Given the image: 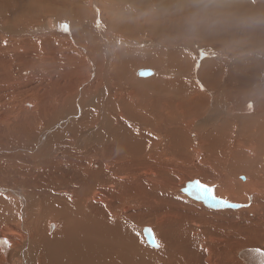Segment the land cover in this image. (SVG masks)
Masks as SVG:
<instances>
[{
  "label": "bare ground",
  "instance_id": "obj_1",
  "mask_svg": "<svg viewBox=\"0 0 264 264\" xmlns=\"http://www.w3.org/2000/svg\"><path fill=\"white\" fill-rule=\"evenodd\" d=\"M3 1L14 5L15 8L25 5L23 3L24 1L22 2L20 0ZM256 3L258 6H262L264 5V0H256ZM54 4L57 6L60 3L54 2ZM70 4L71 2L68 3L67 7H71ZM102 4H104V2H101V5ZM108 6L109 5H107V7ZM81 8L84 9V7ZM61 10V7L58 8L59 12L55 9H50L46 10L44 14H56L57 16V13H59V17L65 20L75 19L77 21H82L87 19L85 29L88 32L91 31V29H94L93 31L96 33L94 27V25H97L95 23L97 17L95 16L96 14L94 17L87 16L85 9L82 11L76 7L65 9V11ZM122 11L125 10L122 9ZM25 12L18 14L1 13L0 19L12 24L15 23V25L21 27L24 25L30 27L32 24H36L38 18L33 15L30 16ZM48 20L41 22V26L38 25L30 31L28 29L27 31H18L20 32V35L23 34L21 36L24 37L22 40L23 42L18 43L19 45H16L14 48L15 50L12 52L10 51L11 53L19 55H17V63L15 62L16 67H18L17 73L21 74L22 72L25 73V71H30L34 74L33 77H38L34 79L36 82L35 87H32L31 85L29 86L31 80L28 79L30 80L28 82L27 77H22L23 73L22 75L19 74L21 76L18 80L20 85L17 84L19 86H13L12 89L15 88V92L20 93V89L22 90L24 88L23 93L25 94L27 90H29L32 97L23 95L22 102L19 104H16L17 101L14 102L15 106H20V109L16 107L18 109L17 111H14L16 109L14 108V105V107H11L12 105L9 104L11 101H8V97L5 96L0 98L2 100H0V108L3 110V115H0V122L4 121L3 124L7 122L6 128L9 129L8 133L11 132V129L15 130L14 128L19 126L20 133L18 132L19 130L13 132H16V134L19 133L20 135L22 134L21 136L15 134L16 137L13 136L15 139L13 137H8V144L7 141L4 143L5 140L3 143L1 142V144L6 145L0 147V160L5 161L6 163H2L5 165H12V161L16 162L19 160L21 163L20 165H17L20 167L24 166L22 171L20 170L16 176H14L15 174H12L13 172L16 173L15 170L12 173L8 170L4 172L6 169L4 167L6 166L3 167L4 170H0V190L5 191V195L0 194V264H134L133 259L135 257H139L137 264H156L154 261L157 263L159 262L158 264H181L182 262L183 264H195V253L192 249L194 248V241L202 239L195 233L197 223H200L201 221L198 220V216L196 217L194 214L185 217L186 214L184 213L186 212L180 210L182 209V206L179 205V207L172 199L168 198V200H163V193L166 186H164L161 181L163 180L162 176L166 171H163L162 169L167 166L165 165L167 159L164 158L165 154L162 153L163 151L159 152L162 153L164 157H159L157 150V146L159 145V148H161L163 142L157 144V142H155L157 136L154 133L151 134L149 131L150 129H147L149 126V128L154 126L151 128L154 132V129L155 131H160V128L159 126L154 125L155 121L153 123L152 120L143 121L137 119V116L134 117L129 108L133 107L132 104L138 100L139 95L143 96L145 90L146 92L149 90H155L160 94L167 90V92L171 93L173 98L174 95H184V97L181 98L180 104L176 105L177 110H173V112H176L179 109L178 106H182L181 109L183 112H179L181 117L178 119L182 121V119L189 117L188 119H196L194 122H198L201 119L199 117H203V115L207 114L208 110H211L212 106L210 105L209 107V100L206 101V109L204 113L198 114L196 111H192V109L195 105H199L200 110H204V102L202 99L203 93L199 88L197 93L188 94V87L183 88L187 83H181L182 81H171L170 83V81H166L165 79L151 80L155 77H150L142 83L136 82L131 70H128L130 73L127 72V67L129 66V69H133L131 68L133 65L135 66L136 64H139L143 62V60L149 61L153 65L156 64L162 55L156 50L137 53V55H124L123 52H116L114 59H112L113 66H116L120 73H123L121 75L123 81L132 82L138 87L139 94L135 92L138 96L128 90H126L127 94H125V96L119 94L120 92L113 93L104 85H101L99 88L98 85H93L92 83L98 84L97 79L99 78H97V76H100L101 78V82L99 81L100 83L105 79V70L108 66L105 68L103 61L105 63L110 59L109 53L112 55L110 51L112 45L110 43L111 40L107 36L108 34L103 35L102 37L104 43L106 42L107 44L104 45V43L102 44L100 42L101 45L97 38L89 36V39L87 40L92 43L93 48L92 46L84 47L81 45L86 42L83 35L87 34V32L83 31L84 34L82 32H77V29L81 27V24L70 23V26L67 27L69 30L66 29V33H62V31L59 33L55 28H60L61 24L53 21L48 22ZM97 21H99L97 28L102 30L105 25L103 26L100 20ZM10 23L7 25L10 26ZM217 23L219 22L217 21ZM119 26L122 25L111 24L110 29L115 30ZM10 27H12V25ZM137 27H139V25ZM133 28L123 29L125 31L122 33L123 36L130 40L138 39L139 35L135 32H138L139 28ZM11 29L8 27L9 31ZM215 29L216 28H214V30ZM20 30H22V28H20ZM156 30V28L149 29V31L153 33H155ZM0 31H2V29H0ZM6 32L8 33V31ZM2 33L4 32L2 31L1 34ZM153 33H150L151 38L154 36ZM100 38L101 37H99V39ZM13 39L12 41H14ZM158 40L162 44L165 43L166 45H170V43H166V38H158ZM222 40L232 45L225 38ZM254 42H256V39ZM35 46L38 48V50H36L37 53L33 50ZM225 46H227V44H225ZM65 47L70 48V50L72 49V51L65 50ZM76 48L81 49L82 51L78 52L76 51ZM5 50L3 49V51ZM253 50L256 49L248 51V53L252 52V54H254L251 57L252 59L248 60V64H243L247 61L246 59L238 62L241 66L237 68L235 72L228 75L230 82H236L239 85L238 91H226L224 94H219L220 97H227L235 100L240 99L244 101L236 102V106L225 105L220 108L214 106V112L211 113L210 117L216 119L215 123H217V125H214L212 131L208 133L207 140H201V130L205 132L202 127L200 130L195 129V131L193 128L189 129V132H191V135L194 138L195 144H192V147L190 146V148H192V157L188 158L189 160L187 163L190 168H196L195 164H199L200 166L204 164L207 169L206 172H209L211 175L207 173L209 176L206 174L198 180L186 181L182 186V189L185 188L187 183L197 181L202 186L210 188L216 199L224 200L229 204L240 207L239 209H217L221 211H238L252 206L250 207L251 212L253 213L254 211L255 213H258V218L261 222L260 227L264 228V84L261 82H253L251 79L247 78L252 72L264 67V61H259L264 59V52L262 54L263 58L258 52V57H256V53ZM105 51L109 56L104 55ZM59 52H62L61 57H59L62 60L60 61V64H63L65 61V65L58 64V56L56 54ZM37 56L40 58L42 57V59H38ZM3 58L8 59L6 57ZM3 58L0 57V70L3 69L1 65L3 67H8L10 63ZM200 58L197 56L196 61L194 63L191 61V63L188 58L179 55V53L171 55V61L174 64L182 65L180 72L189 70L191 67L193 72L196 70L194 73L196 74L197 81L199 79L200 81L205 82V86L211 89H215L218 86L220 87L224 77L223 75L235 66L234 63H232L230 64V68L228 67L227 62H216L212 61L210 58L201 61ZM209 60L212 62H209ZM101 61L102 67L99 69L97 63H101ZM79 63L84 67L89 66V69L94 75V80L89 81L82 76L81 78L78 77ZM92 67H94V69H92ZM45 69H49V73H52L49 76L47 75V77H42V75H45V71H47ZM144 70H150L152 75H156V71L151 69H139L136 72V75L138 76V72ZM34 71H40L38 76ZM42 71L44 73L40 74ZM1 73L3 74V72ZM186 73L188 72H184L183 74ZM110 74L114 73L110 72ZM168 74L172 75L173 73H169L168 71ZM6 78L8 79V77ZM73 78L75 80L74 83L68 80ZM76 80H80L81 83H77ZM12 81H15V79ZM104 84L106 83L104 82ZM191 84H193V88L196 86L195 83ZM9 90L7 88V92H5L9 93ZM48 90H50V92L46 97ZM81 90H83V100H80L79 104H75V108L72 107V109H69V106H62L64 104L63 98L67 94L73 96L72 99L69 97H67V99L75 102L77 101L76 98ZM214 92L215 91L211 90L210 93L212 101ZM170 93H168L169 96ZM255 97L262 101H248ZM173 98H171L170 101H172ZM218 100L219 99H217V101ZM137 103L139 104V101ZM171 103H169V105H171ZM108 104L114 109H125L126 112H124L129 117L128 119L131 120L132 124H129L130 122L127 124L123 121L119 125H116L115 121L117 118L124 119V116L122 117L118 113H116L118 114L117 116H115V114L111 119H108L107 115L101 125L98 124L99 121L95 119L97 117L99 118V115L103 113L101 109H103L104 105L107 107ZM172 104V106H174V103ZM238 105H240L239 109ZM57 106L59 108H66L62 109L63 111L60 109L62 113H60L59 116H61V114L65 116L62 121L64 120L67 122L68 118L71 116H75L74 118H76H73L74 120L72 119L73 121L70 122L67 127H61L62 129L59 130H57L59 120L57 121L54 117L52 118V114L50 115V119L47 117L49 109ZM140 107L141 106L136 108ZM173 109H175V107ZM158 110L161 112V109ZM138 111L140 112V110ZM167 111H169V109ZM186 112H188V114ZM51 113H53V111ZM76 113L78 114L76 115ZM105 113L107 112L105 111ZM119 113H121V111H119ZM164 114L168 119L171 116V112H166ZM194 114L198 115L193 117L192 115ZM222 115L225 117L223 120L221 119ZM15 118L16 123H13L12 119ZM239 118L241 120L239 123V134L241 135L248 131L246 139L230 133V131L234 129V123H236L237 127L239 126ZM168 124L172 126L171 122H168ZM111 125L115 129H112V133L108 134L107 126L111 128ZM180 125L176 126L177 128H180L179 130L176 128L173 130V126L170 128L173 131L168 129L170 130L169 134H174L171 135V140L173 141H169L170 144L173 143L174 146V148L171 147L172 151L184 148L185 134L184 130L181 128H184L185 126L187 128V125L184 124L185 126L183 127ZM70 130L73 132V135L71 134L72 136L68 134L70 133ZM0 131L4 132L2 130ZM87 131L91 132V134ZM62 132L64 135H59V133ZM0 134L2 135L4 133ZM47 134H49V136ZM166 135L168 137L167 132ZM166 135L163 133V136L165 137L162 138L167 140L168 138H166ZM61 136L63 137L62 139L60 138ZM211 138L215 139L217 144L216 149H212ZM16 141H19L18 144L15 143ZM158 143H160V141ZM164 146H166V143ZM164 149L166 148H163V150ZM185 153L184 148V152L182 151L180 156L185 158ZM170 154L172 155V153ZM188 154L190 153L188 152ZM205 156L208 158L207 163L209 165L202 161ZM159 158H161V160ZM202 162L203 164H201ZM1 168L2 167H0V169ZM9 168L13 167L10 166ZM51 169L56 170L54 173H58L59 175L56 177V174H53L50 179H47L44 175ZM60 169H65L66 172L63 173L64 171H61ZM198 169L200 170V168ZM201 169L204 170L203 168ZM59 170L61 172H59ZM233 170H237L238 172L235 175L236 182L234 184L240 186H233L235 189L229 187V184L233 183L230 179V173ZM11 174L12 176H10ZM37 175L39 181H44V185L40 187V183L38 182V189H34L33 185L38 181ZM7 176L14 179V181H18V178L22 180L26 188L29 190V197L35 201L36 207L34 206L32 209L28 208L27 198L25 199L23 195L25 192L22 191V194H19L20 196L18 195L19 201H17L16 204L7 200V196L11 197L12 194H14V187L20 186L17 183L15 184L14 181L12 182L9 180ZM45 178L47 180H45ZM213 183L218 184L219 188L217 190L210 186ZM159 184L163 185L164 188L158 189ZM182 189L179 191L181 192ZM239 196H241V198H237ZM223 197H226L227 199ZM242 201L245 202L242 203ZM38 204L40 206L39 208ZM199 205L202 206L203 204L199 202ZM249 213H247V218L250 217V221L253 222L251 219L254 218V216L252 217V214ZM254 219L258 220L257 217ZM127 221H129V224L133 225V227L128 228ZM251 222H249V224H251ZM254 226L258 227V224H254ZM192 227L193 229H191ZM138 230L147 244L143 248L144 251L142 250L147 254L146 256L143 255L138 247L139 241L137 240L140 237V234L138 237L136 236ZM149 230H151L155 240L159 242V248H157L154 241L149 238ZM260 232H262L261 235L260 233L257 234L263 236V231ZM206 233L207 232L205 231L204 234ZM250 234L251 233L248 235ZM249 238H251V236ZM248 249L252 248H246V250ZM162 251H166L168 256L160 254ZM211 255L216 257L215 252ZM211 255L204 260V263L219 264L218 259L213 260L214 262L209 260Z\"/></svg>",
  "mask_w": 264,
  "mask_h": 264
},
{
  "label": "rangeland",
  "instance_id": "obj_2",
  "mask_svg": "<svg viewBox=\"0 0 264 264\" xmlns=\"http://www.w3.org/2000/svg\"><path fill=\"white\" fill-rule=\"evenodd\" d=\"M20 1H22V2L24 1L23 3L25 5L15 8L14 5H12L10 3H6V1L4 2L3 0H0V8H1L0 14L1 13L2 14L3 13H8V14L16 13V14H18V13H22V12L24 13L26 11L25 13H28L30 16L33 15L36 18H38L37 23L32 24V26H30V27L26 26V25L21 27V26L15 25V23L12 24L8 21L0 19V23H1L0 29H2V31L4 32L1 34L2 31H0V57L1 58L6 57L8 59H5V58H3V59L8 60V63L10 62L8 67L7 66L3 67L1 65V67L3 69L0 70V81H1L0 82V89H1L0 90V98L5 97V96L8 97V101L10 100L11 102L10 101H9L10 103L8 101L7 102L12 105L11 107L15 106L14 102H16V101H17L16 104H19L20 102H22L21 100L23 98V95L32 97L29 90H27V92H26L27 95H26V93L25 94L23 93L24 88L22 90L20 89V91H21V92L19 91L20 93L15 92V90H16L15 88L12 89L13 86L17 87L20 85L19 84L20 82L18 81L19 78L21 77L20 75H22V73H23L22 77H27V80L30 79L31 81L28 80V82L30 81L29 86L31 85L32 87H35V85H36V82L34 79L38 78V77H33L34 74L30 71H25V73L22 72L21 74L17 73L18 67H16L15 62L17 63V59H18L17 55L18 54H14L11 52L13 50H15L14 48L16 47V45H19L18 43L23 42L22 40L24 39V37H21L23 34L22 35L19 34L21 31H27V29L30 31L31 29L37 27L38 25L41 26V22L48 20V19H49L48 22L53 21L55 23L58 22L59 24H61L60 28L59 27L55 28L56 31L59 33H61V31H62V33L63 32L66 33V29H67V27L70 26V23L81 24V27L79 29H77V32H79V33L82 32L83 34H84L83 31L87 32V34L83 35L86 42H85V44L82 43L81 46H84V47L85 46L86 47L92 46V48H93L92 43H90V41L87 40V39H89V36H92L93 38H97L99 43L101 42L103 44L104 41H103L102 37H103V35L108 34L107 36L111 40L110 43L112 45V49H110L112 55L109 53L110 59L107 60L105 63L103 61L104 67L106 68L108 66L105 70V72H106V75L104 76L105 79H103L102 80L103 82L100 83L101 78H100V76H97V78H99V79H97L98 84H94V83H92V84L98 85L99 88L101 85H104L107 89H109L113 93H119L120 92L119 94L125 96V94H127L126 90H128L129 92H133V93L136 92L137 94H139L138 87L135 84H133L132 82H129V81L125 82V80L123 81V78L121 76L123 73H120L119 69L116 66H113V64H112L113 60L112 59H114V55L116 52H123L124 55L125 54H127V55H130V54L135 55L136 54L137 55V53H141V52L143 53L145 51H154V50L159 51L162 55L156 64L153 65L151 62L143 60V62L136 64L135 66L133 65L131 67L133 69H129V66H128L127 72H129L131 70V73H133L132 75H133V78L135 79V81L140 82V83H142L145 80H148V78H150V77H155L151 80L165 79L166 81H170V83H171V81L172 82H181L182 81L181 83L186 82L187 84L184 83L185 85L183 86V88L188 87V89H189L188 94L197 93L198 88L200 90L203 89L201 91L203 93L202 99L204 102V110L201 111L199 105H195L194 108L192 109V111H196L198 114L204 113V111L206 109V101L207 100H209V107H210V105L212 106L211 110L214 109V106H218L220 108V107L225 106V105H231V106L233 105L234 106L236 102H243L244 100H240V99L235 100V99H230L227 97H220L219 94H224L226 91H238L239 85L236 82H230L228 79V75L232 72H235L237 70V68H239L241 66L238 64V62L246 59L247 61H245V63H243V64H248V62H249L248 60L249 59L251 60L252 59L251 57L254 55V54H252V52L248 53L249 50L256 49V50H253L256 53V55H255L256 57H258V53L262 58L264 56V54H263V52H264V5L258 6L256 3V0H212V2L219 5V7L211 8L207 11V13H205L201 8L202 3L206 2V0H98V1L97 0H76V2H75V0H72V1L71 0H67V1H65V0H61V1L60 0H56V1L55 0H40V1L39 0H30V1L29 0H27V1L26 0H20ZM3 2H4V4H3ZM26 2H28V3H26ZM54 2L60 3L59 5H57L58 7L54 4ZM65 2H66V4H65ZM70 2H71V4H70L71 7H76L77 9H80L82 11L85 9L87 16L94 17V15L96 14L95 16H97V17H96L95 23L97 25H94V27L96 29V33L93 31L94 29L93 30L91 29V31H89V32L85 29V27L87 25V19L82 20L83 21V23H82L81 20L77 21L75 19L74 20L61 19L59 17V13H57V16H56V14L55 15L46 14V13L44 14V12L46 10H50V9H55V10H57V12H59L58 11L59 7L62 8L61 11H63V10L65 11V9L71 8V7H67L68 3H70ZM85 2L88 4H86ZM96 2H97V4H96ZM101 2H104V4L101 5ZM74 3H76V4H74ZM106 3H109V4H106ZM110 3H111V5H110ZM107 5H109V6L107 7ZM20 7H23V8H20ZM81 7H84V9ZM86 8H89L90 10L86 9ZM121 8L125 11H122ZM124 8H126V9H124ZM119 9H121V10H119ZM9 11H11L12 13ZM98 17H99V19H98ZM97 20H100V22L102 23L103 26L105 25L108 27L104 26L102 30L98 29L97 27L99 25V21H97ZM216 20L219 23H217ZM194 21H199V22L194 23ZM9 23H10V26L12 25V27L8 26ZM109 24L110 25L111 24H113V25L117 24V25H122V26H119L115 30H111ZM217 24H218V26H217ZM138 25H139V27H137ZM124 26H126V27H124ZM8 27H9V29L12 28L13 30L11 29L9 31ZM20 28H22V30H20ZM125 28H128V29H132V28L138 29L139 28L138 29L139 31L135 32V33H137V35H139L138 39L130 40V39L125 38L122 34L123 32H125L123 30ZM154 28L157 29L155 31L156 34L149 31V29H154ZM214 28H216V29L214 30ZM14 29H15V31H14ZM67 30H69V29H67ZM6 31H8V33ZM18 31H20V32H18ZM148 31H149V33H148ZM150 33L154 34V36L152 38L150 37ZM98 35H100V36H98ZM99 37H101V38L99 39ZM17 38L20 40H18ZM158 38H166L167 39L166 43L167 44L170 43L171 46L166 45L165 43L162 44L158 40ZM168 38L170 41L168 40ZM223 38H225L232 45L228 44L227 42H224L222 40ZM12 39L14 41H12ZM205 39H206V41H205ZM255 39H256V42H254ZM88 44H90V45H88ZM105 44H107V43L105 42L104 45ZM225 44H227V46H225ZM129 47H131V48H129ZM2 48L4 50L6 49L7 52H6V50L3 51ZM9 48H10V50H9ZM127 49H128V51H127ZM33 50L35 52L36 50H38V48L35 46V48H33ZM65 50L72 51V49L70 50V48H68V47H65ZM129 50H131V51H129ZM76 51L81 52L82 50L77 49ZM106 51H105L104 55L109 56L108 54H106L107 53ZM124 51H126L127 53ZM56 52H58V51H56ZM35 53H37V51ZM61 53L62 52H59L58 54H56L58 56L57 61L59 62L58 63L59 65H65L66 64L65 61L63 64H60V61H62L59 58V57H61ZM174 53H179V55H181L185 58H188L189 61L190 62L192 61L193 63L196 61V57L198 56L199 58L201 57L200 58L201 61L204 59L207 60L210 58L212 61H216V62L217 61H223L222 63L227 62V65L230 68H231L230 64H232V63H234L235 66L223 75L224 77L222 79V83H221L220 87L218 86L215 89H211V88H208L205 86V82L200 81L199 79L197 81L196 74L194 73V72H196V70L193 72L191 67L189 70L184 71V72H188L186 74H183L184 72H180L182 65L181 64H174L171 61V55ZM10 54H12L13 56ZM262 54H263V56H262ZM37 58L42 59V57L40 58L39 56H37ZM3 59H1V60H3ZM9 59L13 60V61L15 60V61L13 62V61H10ZM211 60H209V62H212ZM259 61H264V59H261ZM101 64H102V61H101V63H97V66L99 69H101L100 67H102ZM105 64H107V65H105ZM79 65L80 66H79L78 77L81 78V76H82L84 79H86V80L88 79L89 81L94 80L93 79L94 75L92 74L91 70L89 69V66L84 67V66H81L80 63H79ZM92 69H94V67H92ZM139 69H151L153 71H156V75H151V76H148L146 78L138 77L136 75V72ZM5 70L7 71V73ZM45 70H47V71H45ZM45 70L44 71L46 73H44L43 71H42V73H40V74H43V73L45 74V75H42V77H47V75L48 76L51 75L52 72L49 73V71H50L49 69H45ZM167 70L169 71V73H173V74L169 75ZM1 72H3V74ZM34 72L38 76L40 71H34ZM110 72L114 73V74H110ZM36 74H35V76H36ZM6 77H8V79ZM11 77H13V78H11ZM247 78L251 79L253 82H257V83L261 82L264 84V67L260 68L257 71L252 72V74L250 76H247ZM13 79H15V81H12ZM7 80H8V82H7ZM68 80H70L72 83H74V81H75L74 78L68 79ZM119 80H120V82H119ZM10 81H12V82H10ZM104 82L106 84H104ZM127 82L129 85L127 84ZM77 83H81V81L78 80ZM130 83H132V84H130ZM191 83H195L196 86L193 88V84H191ZM17 84H19V85H17ZM4 86H6V87H4ZM10 87L12 90L10 89ZM7 88H8V90L10 89L8 91L10 94L6 93ZM113 88H115V89H113ZM83 90H84V88H83ZM83 90H81L79 92V94H78L79 98L77 96V98H76L77 101H75V102L74 101L72 102V100L67 99V97L72 99L73 98L72 95L67 94L65 97L63 95L64 104L62 106H66V107L69 106V109L70 108L72 109V107L75 108V104H79V101L83 100V94H82ZM211 90L215 91L213 93L214 94L213 101H212V98L210 96ZM47 92L48 93L46 94V97L49 95L50 90H48ZM217 92H219V93H217ZM168 93H170V92H167V90H165L164 93H162L163 95L160 94L159 92L155 91V90H149L148 92H146V90H145V93H143V96L139 95L138 100L135 103L132 104V102L130 101V103L133 105V107L129 108V110L132 111L131 112L132 115L134 117L137 116V119H140L143 121H151L152 120L153 123L155 121L154 125H157L160 128V131H155V129H154V132L151 130V128H153L154 126L151 128H149L150 127L149 126L147 129H150L149 131L151 132V134L154 133L157 136L156 137L157 140L155 141V142H157V144H161L163 142L161 144L162 147L160 146L162 149L159 148V145L157 146L158 154H159V157L163 156L162 153L165 154L164 155L165 157L164 156L163 157L168 160V161L166 160V164H165V165H167V166H165V168L168 170H166L165 168L162 169L163 171H166L163 174V176H162L163 180L161 181L163 183V185L166 186V189H165L166 192L164 191V193H163V197H164L163 200H166V199L168 200V198L172 199L175 202V204H178V206L179 205L182 206L181 207L182 209H180V210L181 211L183 210L184 212H186V213H184V214H186L185 217H187V216L189 217V215L191 216L192 214H194L196 217L198 216L197 217V218H199L198 220L201 221L200 223H197L195 233L199 237H201L202 239L195 240L194 241V248L192 249L195 253V258H196V259H194L195 264H205L204 260H206V258L209 255H211L213 252H215L216 257L214 255H211L209 257V260L212 262H214L213 260L218 259L219 264H244L238 258L239 252L246 250V248L257 249V250H261L264 252V230H263L264 228L260 227L261 222H260V219L258 218V213H255L254 211H253V213L251 212L250 207H252V206H250L248 208H244L242 210H238V211H221V210H217V209H210V208H206L204 205H202V206L199 205V202L188 198L185 194H183L182 192L179 191L180 189H182V186L186 183V181L188 182V181H192V180H198V179H200V177L205 176L207 173L209 175H211L209 172H206L207 169H206L205 165L203 164V162L201 163V164H203L202 166H200L199 164H195L196 168L195 167L190 168V166L188 165L187 162L189 160L188 158L192 157V153H191L192 148H190V146L192 144H195L194 138L192 137L191 132H189V129L193 128V130L195 131V129L200 130L202 127L205 130V132L201 130V135H200V137L202 138L201 140L202 141L207 140L208 133L210 131H212L214 125H217V123H215L216 119L210 117L211 113H213L214 110L213 111L208 110L206 115H203V117H199L201 119L198 122H194L196 119H188L189 117L182 119V121H181L178 118L181 117V115H179L180 114L179 112H183V110L181 109L182 106L179 105L180 107L178 106V108L180 110L178 109V111H176V112L175 111L173 112V110H177L176 105L180 104L181 98L184 97V95H174V98H173L171 93H170V96ZM11 97H12V99H11ZM171 98H173L172 101H170ZM217 99H219V100L217 101ZM133 101H134V99H133ZM138 101H139V104L137 103ZM248 101L260 102L262 100L255 97L254 99L248 100ZM171 102L174 103V106H172L173 104ZM12 103H14V104H12ZM169 103H171V105H169ZM135 104H136V106H135ZM108 105H107V107H105V105H104L103 109H101V111L103 113L99 115V118L97 117L95 119V120L99 121L98 124L101 125V123L104 121V118L107 115H108V119H111V117L114 116L116 113L120 114L122 117L124 116L123 117L124 119H122V118L118 119L117 118L118 121L116 119V121H115L116 125H119L123 121L126 122L127 124L129 122H130L129 124H132L131 120L128 119L129 117L125 113L126 112L125 109H122V108L121 109H114L110 105L108 107ZM132 105H128V106H132ZM139 106H141L140 107L141 109L136 108ZM164 106L167 110L169 109V111H167L164 108ZM239 106L240 105H238V109L240 108ZM16 107L18 109H20L19 105H16L14 108H16ZM174 107H175V109H173ZM17 108L14 111H17L18 110ZM54 109H55V111H54ZM60 109L62 110V109H66V108H63V107L59 108L58 106L53 107V108L51 107L49 109L48 115H47V117H49V119L52 116V118L54 117V119H57V121L59 120V126H58L57 130L62 129L61 127H64V126L67 127L70 122H72L74 119H76V118H74L75 116L74 117L71 116L70 118H68L67 122L64 120L62 121V119L65 116L63 114H61V116H59V114L62 113L60 111ZM84 109H85V106H84ZM158 109H161L160 110L161 112H159ZM0 110H1L0 115H3V113H2L3 110L1 108H0ZM138 110H140V112ZM52 111L54 114L51 113ZM66 111H68V110H66ZM105 111L107 113H105ZM119 111H121V113H119ZM157 111H158V113H157ZM56 112H58V113H56ZM166 112H171V116L169 117V119L166 118V115L164 114ZM78 113H79V111H78ZM78 113H76V115ZM156 113H157V115H156ZM186 113L188 114V112H186ZM118 114H116L115 116H117ZM198 114H194L192 116L195 117V115L197 116ZM53 115H55V116H53ZM125 115H126V117H125ZM57 116H59L60 118ZM143 117L146 118L147 120L144 119ZM196 118H198V117H196ZM224 118H225L224 115H222L221 119L223 120ZM12 120H13V123H16V118L12 119ZM173 121H174V123H173ZM168 122H171V124L173 123L172 124L173 128H172V126H170L168 124ZM240 122H241V120L239 118L238 119V125ZM3 123H4V121L0 122V130H2L4 132L0 131V133H4L5 136H4V134H2L3 136L0 134V147L2 145L3 146L6 145V144H1V142L3 143V141L5 140L4 143H6V141H7V144H8V137L15 136L16 132H13V131L19 130L18 132L20 133L19 126L16 127L17 129L14 128L15 130L11 129V132L8 133L9 129L6 128L7 122L5 124H3ZM165 124L167 126V129H166ZM184 124L187 125V128ZM178 125H180L181 127L185 126L184 128H181V129L184 130V134H185L184 148H185V152L187 153V154L185 153V158L187 160L184 157L180 156L182 151L184 152V148L181 150H179V149H175L173 151L171 150L172 148H174V146H173V143L170 144L169 141H171V142L173 141V140H171L172 139L171 135H174V134H169V131L172 129L174 130L175 128L177 130H179L180 128L176 127ZM235 126H236V123H234V129L232 131L229 130L230 133L234 134L235 136H241L244 139H246L248 136V131H246L240 135L239 134L240 125L238 127L237 126L235 127ZM107 127H108L107 128L108 134H111L112 129H115V128H113L112 125H111V128H109V126H107ZM114 127H115V125H114ZM163 128H165V129H163ZM170 128H172V129H170ZM168 129H170V130H168ZM185 129L188 131H186ZM162 131H163L164 135H166V132L168 133V137L166 135V138H168L167 140L162 138V137H165V136H163ZM87 132H89V131H87ZM19 133H17L16 135L21 136L22 134L20 135ZM72 133L73 132H71V130H70V133H68V134H70V136H72L73 135ZM89 134H91V132H89ZM47 135L49 136V134H47ZM59 135L63 136L64 134L62 132V133H59ZM62 136L60 137L61 139L63 138ZM187 136H189L191 138H189ZM158 139H160V140H158ZM188 139L189 140L191 139V140L189 141ZM159 141H160V143H158ZM210 141L212 142V149H216L217 144L215 142V139L211 138ZM18 142L16 141L15 143L18 144ZM165 143H166V146H164ZM167 144H169V145H167ZM170 145H172V146H170ZM163 148H166V149H164L165 151L163 150ZM159 151H161V152L163 151V152L160 153ZM188 152L190 154H188ZM170 153H172V155ZM159 159L161 160V158H159ZM1 161L2 160H0V167H2V168L0 170H4L3 167L6 166V167H4V168H6L4 170V172L6 170H8V171H10V173H12L15 170L16 173H14V172L12 173L13 175L15 174L14 176H16L20 172V170L22 171V168H24V166H21V167L19 166L21 163L19 160L16 162L12 161L11 163L13 166L11 164H6V165L2 164V163H6V162L5 161L1 162ZM202 161H204L207 165H209L207 163L208 158H206V156H205L204 160H202ZM200 162H201V160H200ZM17 164H19V165H17ZM10 166L13 168H9ZM198 168H200V170ZM201 168H203L204 170H202ZM60 170H59V172H61V171H64L63 173L66 172L65 169H63L61 171ZM50 171H48V173H46L44 175L47 179H50L51 175L53 176V174L54 175L56 174L55 175L56 177H57V175H59L58 173H54V171L56 172V170H54V169H51ZM70 171H71V169H70ZM70 171L68 170L69 173H70ZM237 173H238L237 170H233L230 173V175H231L230 179L232 180L233 183L229 184V187H232V188L240 187L239 185L234 184L236 182L235 175ZM12 174L10 176H12ZM34 175H36V174H34ZM7 178H9V176H7ZM46 178H45V180H47ZM9 180H11L12 182L14 181V179H12V178H9ZM37 180H38V175H37ZM38 182L40 183V187L42 185H44V181L38 180L35 183V185H33L34 189H38V187H37V184H39ZM14 183L15 184L17 183L20 186L14 187L13 193L15 195L12 194L11 197L7 196V200H10L16 204L17 201H19L18 197L20 196L19 194H22L21 193V191H22V192H25L23 195H24L25 199L27 198L26 200H27L28 208L32 209L34 206L36 207L35 201L31 197H29V192H28L29 190L26 188V186L22 182V180L20 178H18V181L15 180ZM163 185L159 184L158 189H163L164 188ZM210 186L213 187L215 190H217L219 188L218 184H216V183H213ZM4 192L5 191L2 190L0 192V194L5 195ZM223 198H226V197H223ZM237 198H241V196H239ZM30 200H32L33 203ZM239 202H241V201H239ZM244 202L245 201H242V203H244ZM39 207L40 206L38 204V208ZM199 207L202 209H200ZM247 213L252 214V217L254 216V218L257 217V219L259 221L252 218L251 220L253 222H251L249 219L250 217L247 218ZM249 222H251V224H249ZM127 223H128V225H127L128 228L133 227V225L129 224V221H127ZM254 224H256V225L258 224V227L257 226L255 227ZM152 228H153V225H152ZM191 229H193V227ZM255 229H257V230H255ZM139 230H138L136 236L138 237L140 234V237H139V239L137 237H135V238H137L138 239L137 241H139L138 243L140 246L138 245V247L140 248V251L143 253V255L146 256L147 254L145 252H143L144 251L143 248L147 244H146V242H145V240H144V238H143V236ZM205 231L207 232L206 234H204ZM260 231H263V236H259V234H257V233H260V235H261L262 232H260ZM249 233H251L252 235L251 234L248 235ZM254 234L255 235L257 234L256 237ZM250 236H251V238H249ZM160 254H162L163 256H168L166 251H164V252L162 251V252H160ZM138 259H139V257H135L133 259L134 264H137ZM154 262L156 264L159 263V262L157 263L156 261H154ZM124 264H128V263H124ZM181 264H183V262ZM216 264H218V263H216Z\"/></svg>",
  "mask_w": 264,
  "mask_h": 264
},
{
  "label": "water",
  "instance_id": "obj_3",
  "mask_svg": "<svg viewBox=\"0 0 264 264\" xmlns=\"http://www.w3.org/2000/svg\"><path fill=\"white\" fill-rule=\"evenodd\" d=\"M149 70L139 71L138 77L146 78L151 76ZM199 185V186H198ZM188 198L201 202L205 207L210 209H239L240 207L233 204H225L224 200L216 199L210 188L204 187L197 181L187 183L181 191ZM238 258L244 264H264V253L257 249H248L239 252Z\"/></svg>",
  "mask_w": 264,
  "mask_h": 264
},
{
  "label": "clouds",
  "instance_id": "obj_4",
  "mask_svg": "<svg viewBox=\"0 0 264 264\" xmlns=\"http://www.w3.org/2000/svg\"><path fill=\"white\" fill-rule=\"evenodd\" d=\"M219 7V5L212 2V0H206V2L202 3V10L207 13V11L211 8ZM199 21H194V23H198Z\"/></svg>",
  "mask_w": 264,
  "mask_h": 264
},
{
  "label": "snow or ice",
  "instance_id": "obj_5",
  "mask_svg": "<svg viewBox=\"0 0 264 264\" xmlns=\"http://www.w3.org/2000/svg\"><path fill=\"white\" fill-rule=\"evenodd\" d=\"M201 90H203V89H201ZM198 186H199V185H198ZM224 203H225L226 205L228 204L227 201H224ZM149 238L152 239V240L154 241L155 246H156L157 248L160 247L159 242L155 240V237H154V235L151 233V230H149Z\"/></svg>",
  "mask_w": 264,
  "mask_h": 264
}]
</instances>
